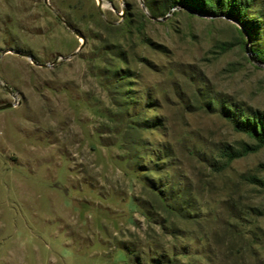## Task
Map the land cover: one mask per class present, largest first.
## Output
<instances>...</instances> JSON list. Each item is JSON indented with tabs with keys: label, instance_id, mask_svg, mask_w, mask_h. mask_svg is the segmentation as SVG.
<instances>
[{
	"label": "rangeland",
	"instance_id": "1",
	"mask_svg": "<svg viewBox=\"0 0 264 264\" xmlns=\"http://www.w3.org/2000/svg\"><path fill=\"white\" fill-rule=\"evenodd\" d=\"M172 2L0 0V264H264V0Z\"/></svg>",
	"mask_w": 264,
	"mask_h": 264
},
{
	"label": "trees",
	"instance_id": "2",
	"mask_svg": "<svg viewBox=\"0 0 264 264\" xmlns=\"http://www.w3.org/2000/svg\"><path fill=\"white\" fill-rule=\"evenodd\" d=\"M175 4H185L194 11L211 16H225L233 21L241 24L248 30L247 19L249 12L248 0H173L171 6ZM255 56L264 61V48H257L254 52ZM239 117L228 115L227 117L234 123L238 131L244 132L254 138L258 147L264 146V113L252 112L251 114H240ZM236 155H231L234 158ZM256 183L264 186V182L254 180Z\"/></svg>",
	"mask_w": 264,
	"mask_h": 264
},
{
	"label": "water",
	"instance_id": "3",
	"mask_svg": "<svg viewBox=\"0 0 264 264\" xmlns=\"http://www.w3.org/2000/svg\"><path fill=\"white\" fill-rule=\"evenodd\" d=\"M58 17L59 18H61L60 17V15H58ZM62 19V18H61ZM64 22V24L68 27V28H70L69 27V25L65 22V21H63ZM7 53V51H4L2 54H6ZM15 54H18V52H14ZM75 54H73L72 56H74ZM39 66H41V67H48V66H50V65H39ZM0 84H1V81H0ZM5 87V89H6V91L14 98V100H16L17 99V97H16V95H15V93L12 91V90H10V89H8L6 86H4ZM15 106V104L14 103H10V104H4V105H2V106H0V110H5V109H9V108H12V107H14Z\"/></svg>",
	"mask_w": 264,
	"mask_h": 264
}]
</instances>
